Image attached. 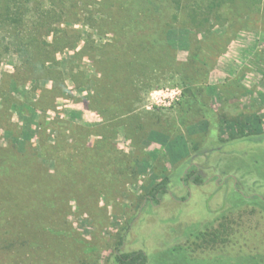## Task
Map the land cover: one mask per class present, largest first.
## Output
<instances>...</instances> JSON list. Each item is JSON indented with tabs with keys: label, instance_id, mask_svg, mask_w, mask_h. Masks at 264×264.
<instances>
[{
	"label": "rangeland",
	"instance_id": "374dc122",
	"mask_svg": "<svg viewBox=\"0 0 264 264\" xmlns=\"http://www.w3.org/2000/svg\"><path fill=\"white\" fill-rule=\"evenodd\" d=\"M92 1L72 0L74 16L54 19L28 64L5 50L0 30V152L16 147L36 160L26 165L57 179L37 192L24 187L20 212L4 191L0 264H115L119 241L122 252L143 251L146 264H264V19L225 10L226 26L186 34L191 57L178 46L184 32L162 35L173 47L162 57L141 47L143 73L129 91L103 84L97 69L129 62L117 35L124 0ZM166 88L178 100L146 109ZM123 98L130 111L98 113ZM193 165L200 186L182 181ZM163 179L166 193L147 199Z\"/></svg>",
	"mask_w": 264,
	"mask_h": 264
},
{
	"label": "trees",
	"instance_id": "16d2710c",
	"mask_svg": "<svg viewBox=\"0 0 264 264\" xmlns=\"http://www.w3.org/2000/svg\"><path fill=\"white\" fill-rule=\"evenodd\" d=\"M72 0H0V30L5 29L9 42L5 50L12 49L20 55L23 62L28 64L31 60L30 50L44 45L43 36L50 33L54 26V19L58 23L63 18H71L74 16L71 6ZM151 4L143 3L142 0H124L117 11L118 15L124 18L125 22L120 23V28L117 30V35L126 38V46L130 48V59L126 57L128 63L120 61L110 62V66L106 69H101L97 66L101 73L102 83L108 84L114 79L122 85H126L129 91L137 84V77L143 73L140 66L139 57L143 51L141 47H146L149 50L161 54L167 51L171 44H167L163 39L172 36L174 30L184 32L185 38L178 41V46L189 50V57L194 53V48L188 46L187 35L191 32L205 34L210 33L213 28L224 27L230 21L225 10H230L236 18L250 17L251 14H259L264 19V0H148ZM69 2V4H68ZM94 0L89 4L92 6ZM151 5V7H150ZM234 19V23L237 20ZM129 22H127V21ZM133 23V24H132ZM132 24V25H130ZM233 25H228L227 28L232 29ZM137 28V29H136ZM124 30V33L122 32ZM138 30V31H137ZM145 35V36H144ZM162 35L164 38L162 39ZM129 37V39H128ZM145 49V48H144ZM163 50V51H162ZM142 54V53H141ZM191 63V62H190ZM177 67L178 72H183L184 69ZM125 74L122 77L117 74L120 71ZM112 77V78H111ZM185 75L182 77V83L188 87L190 79ZM120 80V81H119ZM113 87L109 85L104 92V97L100 102H110L113 94ZM99 94H97L98 96ZM97 99V97H96ZM91 101V99L89 100ZM100 105L96 100L95 104H99L98 113H106L111 110L116 115L122 114L121 111L128 112V105L132 101L120 99L113 107ZM102 108V110L100 109ZM105 110V111H104ZM24 147V145H23ZM24 159L16 151V147H12L11 151L0 152V177L6 175L9 183H3L0 180V198L3 197L4 191L10 189V201L14 206H17L16 212L23 211V204L28 205V196L23 197L26 193L25 188L30 192H37L42 187L48 188V182H56L53 176L44 173L38 167H30L32 161L26 155ZM31 161V162H30ZM33 163V162H32ZM31 170V184L27 183V176ZM39 181V184L36 183ZM184 184H193L196 186L202 185V179L197 168L190 166L182 176ZM166 179H163L158 184L154 185L148 192L147 199L157 200L159 195L166 193ZM39 193V192H38ZM43 196L44 194L41 193ZM40 200L41 196H38ZM209 242L215 243L217 237L214 233L208 234ZM223 242V240L221 241ZM121 241H119L113 251V260L115 264H146L147 256L141 250L131 252L121 251Z\"/></svg>",
	"mask_w": 264,
	"mask_h": 264
},
{
	"label": "built area",
	"instance_id": "2783aa9c",
	"mask_svg": "<svg viewBox=\"0 0 264 264\" xmlns=\"http://www.w3.org/2000/svg\"><path fill=\"white\" fill-rule=\"evenodd\" d=\"M181 92L176 89H165L163 91L151 94L147 99L146 109H152L153 107L168 108L175 103Z\"/></svg>",
	"mask_w": 264,
	"mask_h": 264
}]
</instances>
